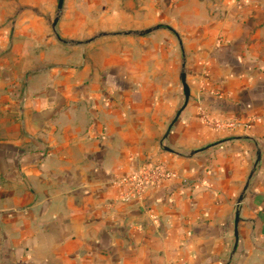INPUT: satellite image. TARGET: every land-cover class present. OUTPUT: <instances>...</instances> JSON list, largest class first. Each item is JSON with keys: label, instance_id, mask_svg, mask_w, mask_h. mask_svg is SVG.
Instances as JSON below:
<instances>
[{"label": "crops", "instance_id": "0c3cea01", "mask_svg": "<svg viewBox=\"0 0 264 264\" xmlns=\"http://www.w3.org/2000/svg\"><path fill=\"white\" fill-rule=\"evenodd\" d=\"M107 1L0 0V264H264V0Z\"/></svg>", "mask_w": 264, "mask_h": 264}, {"label": "built area", "instance_id": "2783aa9c", "mask_svg": "<svg viewBox=\"0 0 264 264\" xmlns=\"http://www.w3.org/2000/svg\"><path fill=\"white\" fill-rule=\"evenodd\" d=\"M203 120L214 127H220L223 124L216 120H208L206 117H203ZM174 178V172L164 165L145 163L132 172L115 177L113 183L120 188L119 198L129 201L139 199L147 189L157 187Z\"/></svg>", "mask_w": 264, "mask_h": 264}, {"label": "rangeland", "instance_id": "374dc122", "mask_svg": "<svg viewBox=\"0 0 264 264\" xmlns=\"http://www.w3.org/2000/svg\"><path fill=\"white\" fill-rule=\"evenodd\" d=\"M20 1H24V0H20ZM28 1H35V0H28ZM50 0H44V2H45V4H47V2H49ZM174 2H176V3H181L182 4V2H183V0H174ZM62 3H63V0H62ZM100 8H103V7H105L106 8V6H108V1L107 0H100ZM155 3H156V5H158V6H162V7H165V6H169V4L171 3V0H155ZM61 7H62V4H61ZM61 7L60 8H58V0H55V11H54V13H53V16L49 19V24H51V25H53V23H54V25H55V23H56V21H57V18L59 17V14H60V11H61ZM16 10H14V12H15ZM164 23V22H163ZM160 24L161 26V28L165 31L166 29H167V27L166 26H164V24ZM167 31V30H166ZM169 31V30H168Z\"/></svg>", "mask_w": 264, "mask_h": 264}, {"label": "water", "instance_id": "95a60500", "mask_svg": "<svg viewBox=\"0 0 264 264\" xmlns=\"http://www.w3.org/2000/svg\"><path fill=\"white\" fill-rule=\"evenodd\" d=\"M61 4H62V0H58V8L61 7Z\"/></svg>", "mask_w": 264, "mask_h": 264}]
</instances>
